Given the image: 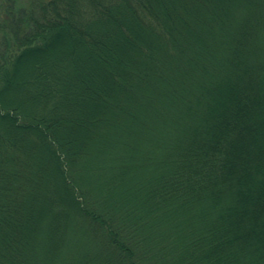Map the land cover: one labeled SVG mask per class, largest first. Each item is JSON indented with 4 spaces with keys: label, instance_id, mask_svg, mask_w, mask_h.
Instances as JSON below:
<instances>
[{
    "label": "trees",
    "instance_id": "trees-1",
    "mask_svg": "<svg viewBox=\"0 0 264 264\" xmlns=\"http://www.w3.org/2000/svg\"><path fill=\"white\" fill-rule=\"evenodd\" d=\"M263 3L0 0V264H264Z\"/></svg>",
    "mask_w": 264,
    "mask_h": 264
},
{
    "label": "rangeland",
    "instance_id": "rangeland-1",
    "mask_svg": "<svg viewBox=\"0 0 264 264\" xmlns=\"http://www.w3.org/2000/svg\"><path fill=\"white\" fill-rule=\"evenodd\" d=\"M183 1L184 0H182V2ZM241 2H242V0H217V3L220 4L219 6L221 7L220 9H218V11L221 10L222 11V14H224L226 16V15H228L230 13L232 7L238 6ZM80 127L83 128V125H80ZM28 224H29V222H28Z\"/></svg>",
    "mask_w": 264,
    "mask_h": 264
}]
</instances>
